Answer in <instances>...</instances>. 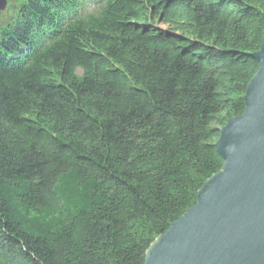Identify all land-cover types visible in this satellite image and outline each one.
Instances as JSON below:
<instances>
[{
	"label": "trees",
	"instance_id": "trees-1",
	"mask_svg": "<svg viewBox=\"0 0 264 264\" xmlns=\"http://www.w3.org/2000/svg\"><path fill=\"white\" fill-rule=\"evenodd\" d=\"M12 15L0 264H144L223 167L264 0H22Z\"/></svg>",
	"mask_w": 264,
	"mask_h": 264
},
{
	"label": "water",
	"instance_id": "water-1",
	"mask_svg": "<svg viewBox=\"0 0 264 264\" xmlns=\"http://www.w3.org/2000/svg\"><path fill=\"white\" fill-rule=\"evenodd\" d=\"M8 0H0V19ZM241 116L220 130V172L147 250L144 264H264V36Z\"/></svg>",
	"mask_w": 264,
	"mask_h": 264
},
{
	"label": "rangeland",
	"instance_id": "rangeland-1",
	"mask_svg": "<svg viewBox=\"0 0 264 264\" xmlns=\"http://www.w3.org/2000/svg\"><path fill=\"white\" fill-rule=\"evenodd\" d=\"M22 0H8L7 1V8L2 16V20L0 25H4L5 22L10 18V16L14 13L16 6H18ZM13 16V15H12ZM78 75H81V71L77 72Z\"/></svg>",
	"mask_w": 264,
	"mask_h": 264
}]
</instances>
